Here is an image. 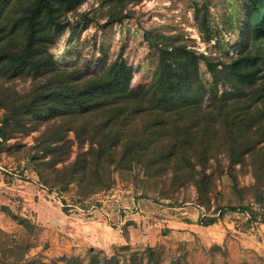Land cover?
Listing matches in <instances>:
<instances>
[{"label": "rangeland", "instance_id": "374dc122", "mask_svg": "<svg viewBox=\"0 0 264 264\" xmlns=\"http://www.w3.org/2000/svg\"><path fill=\"white\" fill-rule=\"evenodd\" d=\"M108 7L102 0H84L65 13L68 24L50 45L58 66L87 68L89 64L92 68L99 65L98 58L107 56L111 61L121 55L133 68L131 86L137 89L150 81L156 64V50L146 40L148 31L152 41L157 34L171 36L213 61L236 57L245 42L249 0H138L125 7L126 17L117 22H109ZM195 14L205 21L204 30ZM261 39L264 47V31ZM260 67L263 73L264 65ZM199 75L205 85L211 84V73L202 61ZM217 86L220 94L224 89L220 83ZM5 87L21 93L30 87V81L0 79V91ZM5 115L0 109V120ZM44 127L0 137V264H66L69 258L87 264L96 255L100 259L114 255L119 264H127L131 251L144 259L150 255L154 264H219L203 260L196 238L168 236L163 232L169 229L166 222L155 219H167L171 212L190 204L201 209L200 223L211 217L218 221L225 214L248 213L246 223L264 224L263 142L252 156L246 154L235 164L230 163L226 147L216 145L205 170L211 175L206 196L198 193L188 177L172 179L171 166L149 174L139 163H132L129 169L109 164L102 172L84 166L81 170L86 177L99 172V183L108 185L96 186L94 193L85 195L82 176L63 185L56 179L58 170L86 157L87 142L78 144L69 131V157L51 165L48 156L35 159L41 152L32 148ZM256 193L261 199L254 197ZM121 218L127 219L125 224L120 223ZM239 259L235 255L234 264H264V248L248 251L244 260Z\"/></svg>", "mask_w": 264, "mask_h": 264}, {"label": "trees", "instance_id": "16d2710c", "mask_svg": "<svg viewBox=\"0 0 264 264\" xmlns=\"http://www.w3.org/2000/svg\"><path fill=\"white\" fill-rule=\"evenodd\" d=\"M83 1L0 0V79L30 81L21 93L8 87L0 91V109L6 114L0 120V137L45 126L32 148L41 152L35 159L48 156L53 165L69 157L67 135L72 131L78 144L87 142L86 157L58 170L56 180L63 185L82 176L85 195L108 185L99 183V172L86 177L84 166L102 172L110 165L129 169L139 163L149 174L171 166L172 179L186 176L206 196L211 175L205 170L216 145L225 146L235 164L264 143V72L260 73L264 0H249L245 42L227 62L213 61L171 36L157 34L152 41L148 31L146 40L156 50V64L150 81L137 89L131 86L133 68L121 55L111 61L107 56L98 58L99 65L92 68L89 64L62 68L54 61L50 45L68 24L65 13ZM102 1L109 4V22H117L126 17L125 7L138 0ZM195 18L204 30L205 21L196 14ZM200 61L211 73L209 85L200 78ZM219 83L224 89L220 94ZM199 205L208 209L200 201ZM215 221L211 217L201 223ZM127 261L154 264L150 255L144 259L137 251H131ZM66 264L79 263L69 258ZM87 264H119V260L96 255Z\"/></svg>", "mask_w": 264, "mask_h": 264}, {"label": "crops", "instance_id": "0c3cea01", "mask_svg": "<svg viewBox=\"0 0 264 264\" xmlns=\"http://www.w3.org/2000/svg\"><path fill=\"white\" fill-rule=\"evenodd\" d=\"M189 205L171 212L167 219L155 220L166 222L169 228L167 231H169L164 229L163 232L168 236L172 233L173 236L180 238L189 239L190 236L196 238L199 253L203 255L205 262L212 260L223 264L227 261L229 264H234L235 255L240 256L241 261L247 256L248 251L256 252L264 248V224L246 223L247 213L225 214L222 219L211 224H201L199 222V217L203 214L201 209ZM235 216L240 220L235 219ZM126 220L122 221L121 218L120 223L125 224ZM129 237L131 238V235ZM213 248L214 252L209 251ZM223 252H225V258H223Z\"/></svg>", "mask_w": 264, "mask_h": 264}]
</instances>
